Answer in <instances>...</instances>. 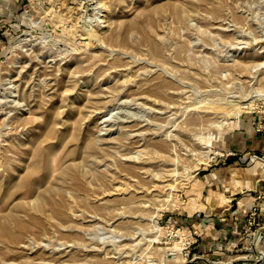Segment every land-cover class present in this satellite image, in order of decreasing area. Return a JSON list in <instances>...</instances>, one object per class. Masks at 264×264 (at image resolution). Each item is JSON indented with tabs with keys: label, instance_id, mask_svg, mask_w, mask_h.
<instances>
[{
	"label": "rangeland",
	"instance_id": "obj_1",
	"mask_svg": "<svg viewBox=\"0 0 264 264\" xmlns=\"http://www.w3.org/2000/svg\"><path fill=\"white\" fill-rule=\"evenodd\" d=\"M262 249L264 0L0 3V264Z\"/></svg>",
	"mask_w": 264,
	"mask_h": 264
},
{
	"label": "crops",
	"instance_id": "obj_2",
	"mask_svg": "<svg viewBox=\"0 0 264 264\" xmlns=\"http://www.w3.org/2000/svg\"><path fill=\"white\" fill-rule=\"evenodd\" d=\"M3 1L4 0H0V3L3 2ZM239 242H240V240L239 241H233V240L231 241V240H229L228 242H226V244L228 246L227 249H232L233 246L237 245ZM242 247L243 246H239L240 249H242Z\"/></svg>",
	"mask_w": 264,
	"mask_h": 264
},
{
	"label": "bare ground",
	"instance_id": "obj_3",
	"mask_svg": "<svg viewBox=\"0 0 264 264\" xmlns=\"http://www.w3.org/2000/svg\"><path fill=\"white\" fill-rule=\"evenodd\" d=\"M176 259L179 260V262H178V263H175V264H185V263H184V262H185V261H184V260H185V257L177 256Z\"/></svg>",
	"mask_w": 264,
	"mask_h": 264
},
{
	"label": "built area",
	"instance_id": "obj_4",
	"mask_svg": "<svg viewBox=\"0 0 264 264\" xmlns=\"http://www.w3.org/2000/svg\"><path fill=\"white\" fill-rule=\"evenodd\" d=\"M256 212H257V209H253V210H251V215H255ZM189 242H190V241H189ZM262 250H263V249H262ZM261 252H263L262 259H263V264H264V250L261 251ZM187 254H188V253H187Z\"/></svg>",
	"mask_w": 264,
	"mask_h": 264
},
{
	"label": "trees",
	"instance_id": "obj_5",
	"mask_svg": "<svg viewBox=\"0 0 264 264\" xmlns=\"http://www.w3.org/2000/svg\"><path fill=\"white\" fill-rule=\"evenodd\" d=\"M233 158V157H232ZM235 158V157H234ZM232 160V159H231ZM187 264H193V263H191V262H189V263H187Z\"/></svg>",
	"mask_w": 264,
	"mask_h": 264
}]
</instances>
